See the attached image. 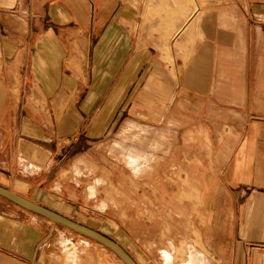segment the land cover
<instances>
[{
	"label": "crops",
	"instance_id": "1",
	"mask_svg": "<svg viewBox=\"0 0 264 264\" xmlns=\"http://www.w3.org/2000/svg\"><path fill=\"white\" fill-rule=\"evenodd\" d=\"M134 1L0 0V184L68 216L75 204L54 177L65 143L133 127L142 141L144 120L180 101L209 137L208 205L231 241V264H264L249 250L264 248V0H246L245 14L236 3L225 14L195 0L181 21L177 0L162 1L182 82L155 36L131 29L142 22ZM143 158L133 148L126 164L134 173L152 166ZM84 237L15 203L0 206V264H88L96 240Z\"/></svg>",
	"mask_w": 264,
	"mask_h": 264
},
{
	"label": "rangeland",
	"instance_id": "2",
	"mask_svg": "<svg viewBox=\"0 0 264 264\" xmlns=\"http://www.w3.org/2000/svg\"><path fill=\"white\" fill-rule=\"evenodd\" d=\"M152 1H134L142 22H134L131 29L138 30L140 35L155 36L153 42L169 59L173 72L182 82L184 71L177 64L182 54L173 53L176 51L172 43L175 28L169 30V25L163 23L167 13L161 6L164 0H157L155 6ZM245 1L201 0L198 4L218 2L224 6L225 14H231L236 3L239 5L235 7L236 12L245 14ZM176 2L178 7L174 10L180 16L178 21L184 20L193 11L195 0ZM178 21L175 27L180 25ZM167 111L159 121L144 120L147 133L142 134V141L133 136L137 131L135 127L133 134L121 135L123 130L131 132L129 127L117 128L91 143L82 137L65 143V148L56 156L61 163L54 177L62 187L64 200L75 204L67 217L117 241L138 264H180L189 258L194 264H231V241L219 228L208 205L207 194L213 183L209 137L205 129L193 122L184 103L176 101ZM117 142L121 147L115 145ZM155 145L158 149H154ZM133 148L142 149L144 162L152 165L144 166L135 172L137 174L126 164ZM151 153L159 155L158 159H152ZM91 186L96 188L95 193L90 192ZM69 194L73 196L67 198ZM102 204L104 208L100 207ZM5 205L13 206V203L0 196V206ZM55 224L74 239L89 240L68 227ZM56 238L53 232L49 246L54 252ZM90 243L95 256L83 258L84 263L125 264L109 248L91 239ZM255 246L257 248H249L250 253L264 254V248Z\"/></svg>",
	"mask_w": 264,
	"mask_h": 264
},
{
	"label": "water",
	"instance_id": "3",
	"mask_svg": "<svg viewBox=\"0 0 264 264\" xmlns=\"http://www.w3.org/2000/svg\"><path fill=\"white\" fill-rule=\"evenodd\" d=\"M0 196L55 223L68 227L78 233L96 240L97 242L112 250L125 264H138V262L129 254V252L125 248H123L117 241L92 227L77 222L1 184Z\"/></svg>",
	"mask_w": 264,
	"mask_h": 264
}]
</instances>
